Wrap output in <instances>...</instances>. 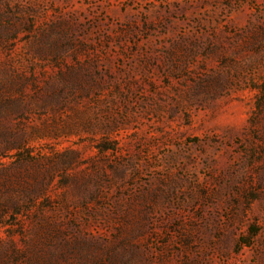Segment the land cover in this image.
<instances>
[{
	"label": "rangeland",
	"instance_id": "obj_1",
	"mask_svg": "<svg viewBox=\"0 0 264 264\" xmlns=\"http://www.w3.org/2000/svg\"><path fill=\"white\" fill-rule=\"evenodd\" d=\"M0 264H264V0H0Z\"/></svg>",
	"mask_w": 264,
	"mask_h": 264
}]
</instances>
